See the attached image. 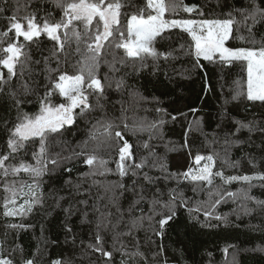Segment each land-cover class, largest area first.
Here are the masks:
<instances>
[{
  "label": "snow or ice",
  "instance_id": "1",
  "mask_svg": "<svg viewBox=\"0 0 264 264\" xmlns=\"http://www.w3.org/2000/svg\"><path fill=\"white\" fill-rule=\"evenodd\" d=\"M47 4L60 11L58 18ZM8 6L9 0H0L6 23L0 29V192L2 215L21 222L6 223L0 232V264H40L37 257L60 244L59 235L49 239L41 223L36 251L25 254L17 241L19 232L35 227L23 222L34 212L61 216L54 227L72 250L48 264H196L185 259L184 247L174 260L167 255L164 241L182 211L200 229L239 227L233 216L264 218V199L252 194L264 187V171L225 175L241 160L253 169L264 162V0H215L211 6L184 0H12L11 15H5ZM173 30L190 37L187 45L173 46ZM42 36L50 48L41 47ZM181 56L191 65L177 71L172 62ZM149 61L152 76L177 77V88L163 93L175 97L168 107L152 97V119L136 115L125 100L127 93L136 108L148 102L129 78L139 77ZM204 61L219 69L221 82L226 67L239 65L246 73L227 91L221 83L218 103L208 111L206 102L185 103L177 91L180 81L197 74L198 99L216 91ZM113 94L119 98L110 99ZM81 125L84 138L73 143L69 137L75 139ZM169 125L180 129L179 143L165 132ZM233 150L242 153L239 159H232ZM173 152L186 156L183 170L172 169ZM81 165L87 171L73 179ZM108 175L117 179H96ZM234 182L242 184L235 191L229 187ZM181 185L205 199L193 201ZM97 186L103 195H93ZM229 202L237 205L230 214L216 211ZM250 227L264 230V223ZM229 247L230 264H239L241 249L229 245L225 254Z\"/></svg>",
  "mask_w": 264,
  "mask_h": 264
},
{
  "label": "trees",
  "instance_id": "2",
  "mask_svg": "<svg viewBox=\"0 0 264 264\" xmlns=\"http://www.w3.org/2000/svg\"><path fill=\"white\" fill-rule=\"evenodd\" d=\"M185 3H200L207 4L211 6L215 3V0H184ZM35 7V5H33ZM46 8L53 11L56 17L58 18L60 15V11L55 9L51 4L45 5ZM12 11V0H9L8 10L5 15H11ZM205 11H208V7H205ZM181 17L187 18L188 14L181 12ZM6 27V23L3 19H0V29ZM177 35L174 37L173 46L179 48L181 43L187 45L190 41V37L187 34L180 33L179 30H173ZM41 47L50 48L51 44L46 40L45 37H41ZM229 43H233V41H229ZM235 43H239L236 41ZM205 65L211 69L209 73L210 83L213 84L216 91L207 95L201 96L199 99L197 98V94L201 92V84L199 81V74L193 77V80L189 81H180L183 85L182 89H177V91L187 97L185 103L192 104L193 106H201V102H206L205 110H214L215 105L218 103L217 96L220 91L221 83L225 85V91L228 88L232 87V82L234 80H238L241 77L246 76L245 72L241 71L239 65L226 67L224 68L223 75L224 81L221 82L219 77L221 75L219 69L214 68L212 65H209L206 61H204ZM149 68L145 69L139 77H131L129 78L130 84H135L140 88V91L144 94V96L148 97V102L141 101L139 107L136 108L135 101L130 100L127 93H125V100H128L129 103L133 105V108L136 109L135 114L138 116H147L149 119L155 117L156 113L153 109L156 107L155 103L152 102V97H160L163 101L164 107L169 106V101L174 99L173 95H163L165 92H169L171 89L177 88V77L173 75V79L171 81L165 80L163 76L154 77L151 75V61H149ZM191 60L189 57L181 56V58L177 61L172 62V67H174L177 71L181 68L190 67ZM106 68H102V71H106ZM170 70V75H171ZM119 97L113 94L110 99L115 100ZM55 102H60V98H54ZM36 109V102L33 100V103L27 106L28 111H34ZM147 110V111H145ZM171 110V108L169 109ZM109 113L113 110L109 106ZM242 113V110H240ZM118 114V113H117ZM133 112H129V116H132ZM85 131L84 125H81V131L77 133V137L73 139L69 137V139L73 140L75 143L76 139H83V133ZM165 132L168 137L177 143L180 142V129L175 126L169 125ZM3 137L0 136V142H2ZM199 146L201 151L207 153L208 149L204 148L202 142H199ZM105 158H107V153H103ZM242 153L239 150H233L232 159L236 160L241 157ZM257 157L261 155L260 153L256 154ZM169 163L173 170H183L184 166L187 163V158L183 152H173L169 154ZM110 167H114V165H109ZM220 167L219 161L217 162V168ZM80 171H87L85 166H79L74 169L72 173L73 179L78 175ZM253 171H264V162H258V165L255 169L251 167V165L247 162L246 159L241 160V163L238 168H228L225 171V175H241L244 173L251 174ZM97 180L101 182V184L106 183L107 181H115L117 177L115 175H108L106 177L97 176ZM90 182V181H89ZM220 183L219 179L216 181ZM259 183V182H256ZM52 181H47L44 184V191L46 194L51 191ZM57 186H59V182H57ZM172 187H175V183L172 182ZM242 186L239 182H234L231 184L230 190H237ZM87 187V184L85 185ZM184 188L185 194L193 197V201L196 199L203 200L205 196L200 194L199 196H193L190 191V186L181 185ZM93 195L104 193V188L102 186H97L92 189ZM252 194L264 199V187H255L252 189ZM3 193L0 192V232H3L4 225L6 223H20V218L16 217H4L2 215L3 207H2V197ZM52 203L51 200H48L47 204L50 205ZM236 204L227 203L222 204L217 208V212L220 214H230L234 208H236ZM192 207L195 208V204H192ZM147 208V206H145ZM62 217L53 214L52 216H45L43 212L36 213L34 212L32 215L28 216L23 220L24 223L32 224L35 227L32 229H28L27 231L19 232L18 243L22 244L25 249V254L30 255L36 251V246L38 243V238L40 237V224L43 223L47 229L45 235L49 237V239H56V236L60 237V244L57 245H49L47 248V253L44 255H40L37 259L40 261V264H48L50 259L57 258L58 256H71L72 250L69 246L63 244V235L58 232V230L54 227L55 224L58 223L59 219ZM201 219L203 216L201 215ZM233 221L240 225L239 227L234 226H221L215 229H200L198 225H195L194 222L189 220L188 212L182 211L179 217L178 224L175 228L170 229L169 233L164 241L166 248L168 249L167 255L170 259H175L177 256L176 249L178 247L185 248V259L191 261H195L196 264H228L232 261L234 249L229 247L228 253L225 254L223 249L229 245H235L238 249H241L237 259L239 260V264H264V252L261 251H252V249L264 248V230H256L250 227V225H260L264 223V218L259 215H255L253 217H243L241 220H236L235 217H231ZM84 238L87 239V232L83 234ZM142 235V234H141ZM178 241H183V244H178ZM119 260V256L117 255V261ZM77 264H80L77 261Z\"/></svg>",
  "mask_w": 264,
  "mask_h": 264
},
{
  "label": "rangeland",
  "instance_id": "3",
  "mask_svg": "<svg viewBox=\"0 0 264 264\" xmlns=\"http://www.w3.org/2000/svg\"><path fill=\"white\" fill-rule=\"evenodd\" d=\"M228 264H230V262Z\"/></svg>",
  "mask_w": 264,
  "mask_h": 264
}]
</instances>
